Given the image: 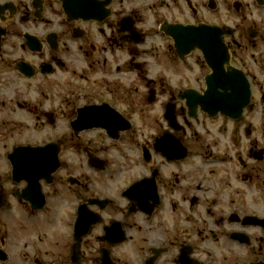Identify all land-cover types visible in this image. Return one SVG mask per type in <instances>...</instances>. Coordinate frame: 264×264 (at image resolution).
<instances>
[{
  "label": "flooded vegetation",
  "instance_id": "af4514ba",
  "mask_svg": "<svg viewBox=\"0 0 264 264\" xmlns=\"http://www.w3.org/2000/svg\"><path fill=\"white\" fill-rule=\"evenodd\" d=\"M62 1H0V264H264V79L261 120H191L179 95L205 90L202 54L205 73L178 89L147 74L143 48L155 32L183 61L165 23L223 29L252 110L264 0H76L68 12ZM201 117L221 121L206 130ZM29 126L53 136L14 143ZM46 144L50 160L22 163L25 181L15 178L13 150Z\"/></svg>",
  "mask_w": 264,
  "mask_h": 264
},
{
  "label": "water",
  "instance_id": "95a60500",
  "mask_svg": "<svg viewBox=\"0 0 264 264\" xmlns=\"http://www.w3.org/2000/svg\"><path fill=\"white\" fill-rule=\"evenodd\" d=\"M107 3H109V0L105 5ZM68 4L69 2L65 3L64 7ZM88 7L92 8V6ZM65 9H69L68 6ZM161 30L172 37L176 51L181 57L194 49L202 51L207 65L212 71L205 79L206 90L203 94L194 91H186L182 94L189 106V115L195 118L199 106L201 111L210 117H215L220 113L225 117L238 119L249 103L250 91L244 74L231 68L228 64L227 47L224 45L222 38L226 32L206 25L195 27L166 23ZM28 41H32L30 36H28ZM52 147L53 145L49 144L44 147H18L14 149L13 155L10 157L14 174L20 177V165L22 163L38 161L40 157L46 161L50 160L46 156L42 157V154L51 152ZM57 152L56 150L55 153ZM56 158L54 156L52 159L53 169L58 167Z\"/></svg>",
  "mask_w": 264,
  "mask_h": 264
},
{
  "label": "rangeland",
  "instance_id": "374dc122",
  "mask_svg": "<svg viewBox=\"0 0 264 264\" xmlns=\"http://www.w3.org/2000/svg\"><path fill=\"white\" fill-rule=\"evenodd\" d=\"M3 1V0H0ZM175 7H173L172 10V18L174 20L182 21V15L179 14ZM245 14H248V9L245 8ZM240 19V17L238 18ZM238 19L236 17L235 23H238ZM243 19V17H242ZM242 35H240V38ZM237 38V37H236ZM237 40V39H236ZM146 49V67L145 71L150 77H154L156 79L163 78L165 81L171 83V85L175 88L181 89V88H187L190 86H195V80L197 78H201L202 75L205 73L204 68L202 67V64L200 62L199 64V55L198 53H192L189 57H187L183 61H178L173 56V62H171L167 56L164 54L165 49H167V42L163 39V37H159V35H155V32H152L148 35V43L143 47ZM151 48L152 51H151ZM233 56L235 59H233L234 64L237 67H240L242 69H247L248 64L246 59L244 58V54L246 53L244 51V48L236 47L233 49ZM256 52L261 51V45H258L257 49H255ZM170 61V65H169ZM195 79V80H194ZM264 79L263 74L259 71V75L256 76V79L253 81L256 85V91L255 95L253 96L252 103L254 108L252 110H246L244 112V122L248 121H259L261 120V103H260V94H259V85L262 83V80ZM36 84H40L39 82H33L32 88H35ZM50 87V86H49ZM51 88V87H50ZM30 93H33L30 91ZM155 113L157 116L160 115L158 106L155 107ZM153 114V112H151ZM221 120L211 121L207 118L201 117L198 122L202 123L203 128L206 130H215V126L218 125V122ZM28 129H18V131H14L13 141L21 143V142H28L30 144L39 143L46 139L52 138V132L44 130L42 132L37 131L32 126H29ZM133 168V166H126V169ZM70 205H68L69 207ZM66 206H61L60 209H57L58 215L61 217L63 213L66 212V210H69V208Z\"/></svg>",
  "mask_w": 264,
  "mask_h": 264
}]
</instances>
